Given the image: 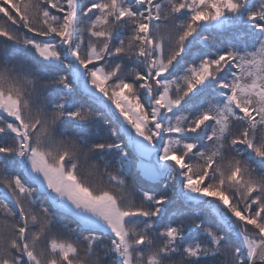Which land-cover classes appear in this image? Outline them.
I'll use <instances>...</instances> for the list:
<instances>
[{
	"label": "snow or ice",
	"instance_id": "6c2138e0",
	"mask_svg": "<svg viewBox=\"0 0 264 264\" xmlns=\"http://www.w3.org/2000/svg\"><path fill=\"white\" fill-rule=\"evenodd\" d=\"M0 264H264V0H0Z\"/></svg>",
	"mask_w": 264,
	"mask_h": 264
}]
</instances>
